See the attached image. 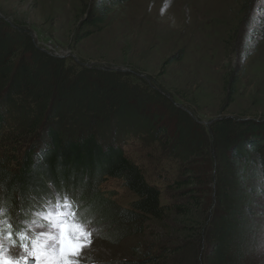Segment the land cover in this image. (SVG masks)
I'll return each mask as SVG.
<instances>
[{"label": "trees", "instance_id": "16d2710c", "mask_svg": "<svg viewBox=\"0 0 264 264\" xmlns=\"http://www.w3.org/2000/svg\"><path fill=\"white\" fill-rule=\"evenodd\" d=\"M126 1L100 0L84 20L83 37ZM258 12L254 29L264 35V2ZM130 139L158 148L178 166L167 188L171 203L126 156L123 145ZM109 177L122 179L137 197L130 208L100 192ZM76 180L94 192L91 201L81 198L82 210L110 223L105 234L114 242L150 220L170 222L178 245L148 247L145 264H260L264 119L222 116L204 125L135 73L70 63L39 49L0 16V221L9 222L4 230L20 227L22 215L50 196L48 186L76 196ZM29 195L35 204L25 202ZM8 205L18 214L11 217Z\"/></svg>", "mask_w": 264, "mask_h": 264}, {"label": "rangeland", "instance_id": "374dc122", "mask_svg": "<svg viewBox=\"0 0 264 264\" xmlns=\"http://www.w3.org/2000/svg\"><path fill=\"white\" fill-rule=\"evenodd\" d=\"M99 1L0 0V16L29 34L39 49L70 63L135 73L204 125L222 116L264 119V35L254 29L264 0H127L83 37L84 20ZM28 141H22L20 156ZM123 149L147 180L162 189L163 202L171 203L167 188L178 176V166L138 139H130ZM84 184L76 180L71 191L88 202L94 192ZM48 189L52 195V187ZM98 189L125 208L137 199L117 178L106 179ZM22 197H17L15 209ZM27 200L36 203L31 195ZM7 212L18 214L10 205ZM98 221L96 217L99 234H93L91 246L79 257L89 258L90 264H145L148 247L178 245L169 221L150 220L119 242L105 234L110 223ZM256 256L261 264L264 251Z\"/></svg>", "mask_w": 264, "mask_h": 264}, {"label": "snow or ice", "instance_id": "6c2138e0", "mask_svg": "<svg viewBox=\"0 0 264 264\" xmlns=\"http://www.w3.org/2000/svg\"><path fill=\"white\" fill-rule=\"evenodd\" d=\"M56 201L59 205L57 209H65L73 206L72 201L67 193L62 196L58 193ZM48 222L54 225L58 232L50 234L55 239V244L49 246L47 242L37 241L33 243L29 239L27 245H22L23 255L13 257L7 254L6 244L10 240L18 239L11 232H6L3 225H0V264H73V257H78L82 254L86 246H91L92 235L82 232L79 226L69 221L63 211H49ZM67 236L78 243L75 250H69Z\"/></svg>", "mask_w": 264, "mask_h": 264}, {"label": "clouds", "instance_id": "9594fccd", "mask_svg": "<svg viewBox=\"0 0 264 264\" xmlns=\"http://www.w3.org/2000/svg\"><path fill=\"white\" fill-rule=\"evenodd\" d=\"M53 212L63 211L64 209H54ZM88 209L81 210L78 205H73L67 209L65 213L66 218L79 226V230L82 232L98 235L99 229L95 224V217L88 215ZM49 219V210L45 209L37 213V219L33 221L25 222L20 227L11 226L10 232L18 239L10 240L6 244L7 254L13 257L23 255L22 245H27L29 239L33 243L37 241L47 242L49 246L55 244V239L50 234H55L58 232V229L48 222ZM65 239L68 241L69 250H75L78 247V243L72 240L67 236V230ZM92 244V242H87ZM90 246H86L84 250H87ZM78 257H73V264H90V259L81 260Z\"/></svg>", "mask_w": 264, "mask_h": 264}, {"label": "water", "instance_id": "95a60500", "mask_svg": "<svg viewBox=\"0 0 264 264\" xmlns=\"http://www.w3.org/2000/svg\"><path fill=\"white\" fill-rule=\"evenodd\" d=\"M181 106V105H180Z\"/></svg>", "mask_w": 264, "mask_h": 264}]
</instances>
